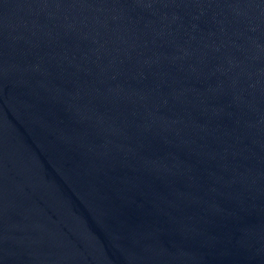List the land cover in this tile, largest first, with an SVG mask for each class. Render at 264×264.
I'll return each mask as SVG.
<instances>
[{
    "label": "water",
    "instance_id": "95a60500",
    "mask_svg": "<svg viewBox=\"0 0 264 264\" xmlns=\"http://www.w3.org/2000/svg\"><path fill=\"white\" fill-rule=\"evenodd\" d=\"M0 264H264V0H0Z\"/></svg>",
    "mask_w": 264,
    "mask_h": 264
}]
</instances>
